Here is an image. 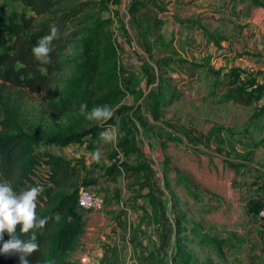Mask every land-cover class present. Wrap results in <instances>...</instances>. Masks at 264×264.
Here are the masks:
<instances>
[{
    "label": "rangeland",
    "instance_id": "374dc122",
    "mask_svg": "<svg viewBox=\"0 0 264 264\" xmlns=\"http://www.w3.org/2000/svg\"><path fill=\"white\" fill-rule=\"evenodd\" d=\"M84 2L87 4L83 6ZM143 4L140 0L65 1L56 9H70L80 5L79 12L69 25L71 30L76 31V36L71 46L61 54V70L53 76L54 82L47 91L33 94L25 89L11 87L0 80V135L15 133L13 121L24 132L33 136L80 133L108 121H89L84 113L79 111L82 102H86L89 109L95 105H108L113 109V116L116 111H121L115 123L111 125L119 130L117 139L113 142H104L98 136L95 139L84 138L81 141L83 145L71 143L66 146L53 145L32 149L35 154L38 151L43 154L45 151L55 155L53 152H56L57 155L72 161L73 170L62 191L74 194L73 199L79 187H90L94 192L103 195L104 207L101 211L81 212L77 211L75 204L73 205L81 217L83 226L72 247L62 255L70 264H89V257L98 253L106 255L110 264H159L155 250L156 215L159 210H151V214L142 212V215L137 217L140 222L146 224L144 229L137 225L128 230L130 220H127L128 210L125 209L128 207L125 203L128 202L127 195L132 193L131 188L138 187L143 191L150 189L146 170L156 165L159 143H163V137L169 134L181 136L186 140L194 139L192 131L195 127L198 129L202 123L221 121L223 124L232 125L237 122H264V113L254 120L248 118L253 111L264 108L263 97L259 101H253L250 106L237 110L232 104L217 102V97L212 92L211 78L190 82L189 63L195 59L191 45H179L178 42L171 45L169 37L174 35V31H169V21L163 22L157 18L154 11ZM23 10L21 0H0V21L17 16ZM51 17L52 14L48 13L35 18L34 28H38ZM257 22L264 27L263 11L257 15ZM146 24L153 25L154 32L148 30ZM158 25L164 26V34L158 35ZM10 41L11 38L6 33L0 32V52L10 45ZM213 47L214 52H217L221 45ZM202 50L204 51L203 48ZM238 51L241 56L247 54L242 49ZM84 54L90 56L89 65L94 64L91 82L85 77L81 78ZM218 58L219 56H214V59ZM165 60H170L172 64H169V67L159 64ZM159 67H163L161 77L174 91H179L181 97L162 107L164 116L155 120L150 117L149 107L150 94L156 89L160 77ZM262 67L264 71V66ZM211 69H220V66H211ZM259 76L264 81V74ZM225 78L221 77L223 81ZM194 88H199L197 93ZM200 94L204 96L200 97ZM231 128L235 131L230 133H238V126ZM216 130L218 129L213 131L214 134ZM89 145L91 151L99 150L100 158H93L92 163L84 165L85 157L83 156L82 160V151H88L85 147ZM121 164L125 166L122 167ZM108 165H112L114 169L110 174H105L106 170H103ZM46 169L44 164L37 166L35 173L39 178L36 180L45 178ZM98 181H104V185L97 186ZM120 203L122 208L118 211L111 209ZM43 209V205L37 204V213ZM91 213L95 214V225L85 234L83 227ZM55 219H58L57 215ZM144 232L147 237L141 245L137 236ZM131 239L135 241L132 242ZM86 244L88 246L84 248ZM195 255L197 260L205 258L203 253V257L198 252H195ZM163 260V264H170L168 257Z\"/></svg>",
    "mask_w": 264,
    "mask_h": 264
},
{
    "label": "crops",
    "instance_id": "0c3cea01",
    "mask_svg": "<svg viewBox=\"0 0 264 264\" xmlns=\"http://www.w3.org/2000/svg\"><path fill=\"white\" fill-rule=\"evenodd\" d=\"M140 1L154 11L157 18L169 21V31H174V37H169L171 45L177 42L191 45L195 59L189 63V81L211 78L212 92L218 103L232 104L237 110L246 107L224 101L226 90L223 86L217 87L214 81L218 76L224 82L221 77L226 80L229 71L238 68L264 85L259 76L264 74V27L257 22V15L264 12V0ZM146 28L151 32L155 30L151 24H146ZM165 32L164 26L158 25V35ZM213 45H221L220 50L214 52ZM238 49L246 51V56L239 55ZM216 55L218 59H214ZM161 62L160 65L167 67L172 64L170 60L165 64ZM217 65L220 69H211ZM162 68L158 77L162 75ZM198 89L194 88V92ZM176 93L180 94L177 90ZM263 95L264 92L261 98ZM260 110L262 112L254 116ZM263 113L264 108L260 107L248 118L254 120ZM162 116L163 108L155 120ZM150 117L154 119L151 114ZM235 125L238 133H230L235 131L231 128ZM215 129L218 130L214 134ZM192 132L195 138L188 140L161 134L163 143H159L156 165L146 170L150 189L143 191L133 187L132 193L127 195L128 230L137 225L144 229L146 224L137 217L142 212L151 214V210L157 209V263L163 264V259L168 257L170 264H186V261L193 264H264V235L258 218V210L264 205V122L202 123ZM161 145L164 146L160 148ZM85 148L88 151H82V160L85 157L84 165H87L93 160V151L91 147ZM103 182L98 181L97 186H103ZM120 208L121 203L111 209L118 211ZM88 216L83 227L85 234L95 225V214ZM145 234L137 236L141 245L147 237ZM195 252L205 258L197 260ZM102 257L101 253L92 254L89 264H101Z\"/></svg>",
    "mask_w": 264,
    "mask_h": 264
},
{
    "label": "trees",
    "instance_id": "16d2710c",
    "mask_svg": "<svg viewBox=\"0 0 264 264\" xmlns=\"http://www.w3.org/2000/svg\"><path fill=\"white\" fill-rule=\"evenodd\" d=\"M65 1L67 0H21L24 10L17 16L0 21V27L2 26L0 32L6 33L11 38L10 45L0 52V80L2 82L33 94L45 92L51 86L54 82L53 76L61 70L59 61L61 54L71 46L76 36V31L71 30L69 25L79 12L80 5L70 9H56ZM82 4L84 6L87 3ZM48 13H51L52 17L41 23L38 28H34L35 18ZM52 26H55L58 31L51 42L50 60L47 64H43L33 57L31 48L39 37L49 34ZM89 58L87 54L82 56L83 74L81 78L85 77L91 82L94 64L89 65ZM87 67H89L88 70ZM215 81L217 87L223 86L226 90L223 95L224 101H231L241 106H250L253 101L259 100L264 92L263 84H258L255 77L247 75L238 68L231 69L224 82H220L218 76ZM178 97L179 94L160 76L156 89L150 94L149 112L151 116L154 119L158 118L162 107ZM126 110L130 111V109ZM120 112L116 111L114 116L103 125L90 127L80 133L33 136L24 132L13 121L15 133L0 135V178L7 179L17 190L33 184H42L44 187V191L37 198V204L43 205L44 209L37 214L41 217L47 216L49 219L42 229H35L40 246L29 255L30 264H70L64 260L62 255L72 247L83 226L80 215L73 207L74 204L76 207L77 192L80 187L76 191L75 199H73L74 194L62 191L66 179L72 173V161L45 151L43 154L41 151L35 154L33 147L66 146L71 143H82L84 138L95 139L101 131L115 123ZM260 112L262 110L254 116ZM88 147L90 148V145ZM40 164H44L47 168L46 179L42 177L38 181L36 179L39 177L35 169ZM113 169L110 165L105 174H110ZM55 215L58 219H55ZM8 238L5 233L3 239ZM0 264H19L18 255L0 254ZM101 264H110L106 255H103ZM186 264L193 263L186 261Z\"/></svg>",
    "mask_w": 264,
    "mask_h": 264
},
{
    "label": "clouds",
    "instance_id": "9594fccd",
    "mask_svg": "<svg viewBox=\"0 0 264 264\" xmlns=\"http://www.w3.org/2000/svg\"><path fill=\"white\" fill-rule=\"evenodd\" d=\"M57 31L58 29L52 26L49 34L39 37L32 46L31 53L37 61L43 64L49 62L51 42ZM79 111L84 113L89 121H107L113 116V109L108 105H95L89 109L88 104L82 102ZM118 134L119 130L115 126H109L101 131L99 136L104 142H113ZM91 155L94 159L100 158L98 149ZM43 191L42 184H33L17 190L7 179L0 178V254L18 255L19 264H30L29 255L40 246L35 229H42L49 219L47 216H39L36 211L37 198ZM5 233L9 237L7 240L3 239Z\"/></svg>",
    "mask_w": 264,
    "mask_h": 264
},
{
    "label": "built area",
    "instance_id": "2783aa9c",
    "mask_svg": "<svg viewBox=\"0 0 264 264\" xmlns=\"http://www.w3.org/2000/svg\"><path fill=\"white\" fill-rule=\"evenodd\" d=\"M77 210L81 212L101 211L104 207L103 198L95 195L86 187H80L77 192ZM258 218L261 222L260 231L264 235V205L258 210Z\"/></svg>",
    "mask_w": 264,
    "mask_h": 264
}]
</instances>
